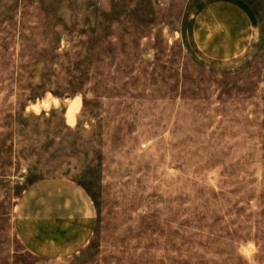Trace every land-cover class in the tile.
<instances>
[{"label": "rangeland", "instance_id": "1", "mask_svg": "<svg viewBox=\"0 0 264 264\" xmlns=\"http://www.w3.org/2000/svg\"><path fill=\"white\" fill-rule=\"evenodd\" d=\"M215 0H0V264H264V0L237 59L191 36ZM73 183L77 253H30L29 190Z\"/></svg>", "mask_w": 264, "mask_h": 264}, {"label": "crops", "instance_id": "2", "mask_svg": "<svg viewBox=\"0 0 264 264\" xmlns=\"http://www.w3.org/2000/svg\"><path fill=\"white\" fill-rule=\"evenodd\" d=\"M192 19V40L210 58L237 59L254 42V16L240 0L205 3ZM93 217L88 199L73 183L44 181L27 192L16 230L30 253L62 258L86 246Z\"/></svg>", "mask_w": 264, "mask_h": 264}]
</instances>
